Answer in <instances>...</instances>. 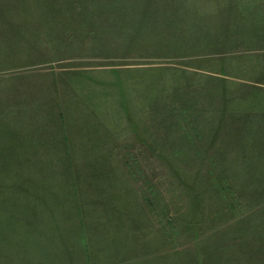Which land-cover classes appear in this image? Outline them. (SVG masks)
Segmentation results:
<instances>
[{
	"label": "rangeland",
	"instance_id": "374dc122",
	"mask_svg": "<svg viewBox=\"0 0 264 264\" xmlns=\"http://www.w3.org/2000/svg\"><path fill=\"white\" fill-rule=\"evenodd\" d=\"M259 1H0V264H264ZM24 23L45 45L10 68ZM10 82L57 92L48 130L93 128L85 106L107 90L105 122L126 137L105 143V165L13 166L10 146L33 135L10 127L23 105L10 104Z\"/></svg>",
	"mask_w": 264,
	"mask_h": 264
},
{
	"label": "crops",
	"instance_id": "0c3cea01",
	"mask_svg": "<svg viewBox=\"0 0 264 264\" xmlns=\"http://www.w3.org/2000/svg\"><path fill=\"white\" fill-rule=\"evenodd\" d=\"M7 1V5L10 4V0H0ZM262 2V3H261ZM264 1H259L258 6L255 9H258L256 12L257 16L256 19H258L257 24L260 26L264 23ZM157 7H160L162 5L160 4H154ZM249 4V3H248ZM248 4H244L241 8L244 9ZM232 7H236V5L231 4ZM256 5V3H255ZM201 11V12H200ZM203 11L199 9L197 11L198 16L203 15ZM254 12V11H252ZM153 13V12H152ZM4 15V16H3ZM152 15V14H151ZM28 16V15H27ZM7 19V20H6ZM253 19V18H251ZM26 20V17L24 19ZM0 22L4 24V29L6 32L10 31V9H7L6 13H0ZM22 34H20L18 37H16V41L18 44H14L13 46H17L10 50V68H15L18 65L24 64L20 62V57H17V54L24 55L26 58L27 54L37 53L38 49L36 47H41L45 45V40L42 41L43 33L37 29L34 28V31L31 32L29 29V25L22 24ZM30 28H32L30 26ZM33 29V28H32ZM30 31V32H29ZM11 37V36H10ZM10 44H13L14 36L10 38ZM43 43V45H42ZM186 45V44H185ZM184 45V46H185ZM40 53V51H39ZM112 67H100L95 70H108ZM117 69V67H115ZM119 68H132V67H119ZM257 84V83H256ZM264 85V84H261ZM41 87V91L44 94V117L45 121L42 123H39L38 117L35 116L34 109H36L37 104H41L42 100L41 98H38L35 94H33V89ZM65 86V85H64ZM30 88V90H27V88ZM26 88V89H24ZM110 88V87H109ZM12 89V90H11ZM24 89V90H23ZM111 89V88H110ZM10 104H23L22 106H10V127H12V130L15 129L16 124H20V130L24 131L25 134L33 135L32 137H29L30 140H27L26 142L22 141V144L18 145L20 141L14 142L15 145L10 146L11 152H13L12 155H10V163L13 166H50V165H105L106 163V156L108 153L106 150H109L107 146H105V143L109 141L111 138H116L115 135L121 136L123 139L126 137V132L119 133L117 131L113 132L111 128L106 124V116L104 115L105 112H110L109 107V97H107V90L105 91L103 89L102 92L97 93L95 95V98L93 102L85 106V110L87 112L85 113V116L94 120L93 125L94 127H98L101 129H93L90 128L88 131H82L79 130L78 132H74L70 129L62 130L61 128H55L52 127L51 129H46V124H50L52 121H47L49 118L56 119V121L52 122L54 124L57 123V112L62 110L60 105L62 103L60 102L62 99H56V100H50L49 97L56 96L57 92H53L51 90H47L46 84L41 82H35V83H14L10 82ZM22 90V91H21ZM70 90V95L73 101V98H77V94L75 91ZM21 92V93H20ZM30 92V95L28 94ZM109 93V92H108ZM22 94V95H21ZM25 94V95H24ZM59 95L63 96V88H60ZM58 96V95H57ZM58 103L60 110L58 109ZM72 106V103L70 104ZM84 105V104H83ZM63 107V106H62ZM57 111V112H56ZM29 112V114L27 113ZM33 113V114H31ZM87 113V115H86ZM62 114V112H61ZM70 116V114L68 115ZM62 117V116H61ZM60 120V118L58 119ZM60 122H62L60 120ZM92 125V126H93ZM23 126V127H22ZM57 126V125H55ZM108 126V127H107ZM111 126V123H110ZM92 129V130H91ZM55 130V131H54ZM53 132H56L58 136H55ZM43 134L51 135L53 137L48 138L46 140V137H40ZM96 140L98 142H96ZM51 142L52 144H48L47 142ZM68 142L70 143V147H67ZM58 149H55V148ZM68 149L72 151V156L68 157ZM53 152H59L60 154L66 155V157L60 158H50L49 154ZM92 152V153H91ZM88 153H91L90 155H86ZM69 159L72 160V162L69 161ZM83 160V161H78ZM38 179H35L34 181H41V177H37ZM33 179H26L23 180L24 182H31ZM64 181L67 182L66 179ZM21 188H23L24 191H30V185H24ZM93 188V187H92ZM94 189V188H93ZM38 209H33V213H44V212H36ZM70 211L71 209L69 207L66 208V210ZM96 212V211H95ZM111 210L106 209L104 213H111ZM30 227H27V230H33L30 228H36L35 222H29ZM39 228V227H38ZM25 229V228H23Z\"/></svg>",
	"mask_w": 264,
	"mask_h": 264
}]
</instances>
